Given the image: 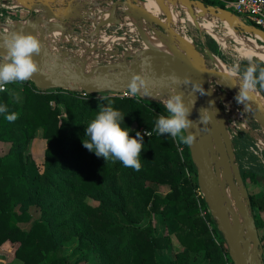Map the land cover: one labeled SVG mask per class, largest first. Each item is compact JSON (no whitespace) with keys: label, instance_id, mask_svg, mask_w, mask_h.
<instances>
[{"label":"trees","instance_id":"16d2710c","mask_svg":"<svg viewBox=\"0 0 264 264\" xmlns=\"http://www.w3.org/2000/svg\"><path fill=\"white\" fill-rule=\"evenodd\" d=\"M230 1L203 0L222 8ZM4 14L13 16L12 11ZM22 83V89L13 82L0 92V105L8 109L0 114V143L10 145L0 155V247L8 241L19 243L16 257L21 264H79L63 254L62 246L79 237L82 263L234 264L200 192L189 146L153 131L158 117L168 114L163 102L108 92L41 90ZM109 101L125 116L122 126L132 129L130 136L143 134L139 171L115 158L107 161L83 145L87 125ZM11 113L18 114L14 122L5 119ZM39 129L47 141L44 169L30 174L24 153ZM258 169L242 174L260 231L263 221L256 208L262 207L253 194ZM161 187L168 189L165 195ZM26 200L41 202L47 213L28 230L20 226L27 215L15 212ZM157 214L164 215L167 228L177 225L173 234L156 233ZM145 221L147 226L139 227ZM173 235L179 247L175 258L166 259Z\"/></svg>","mask_w":264,"mask_h":264},{"label":"water","instance_id":"95a60500","mask_svg":"<svg viewBox=\"0 0 264 264\" xmlns=\"http://www.w3.org/2000/svg\"><path fill=\"white\" fill-rule=\"evenodd\" d=\"M30 11L25 19L5 23L0 18V42L10 33L22 32L36 36L41 51L35 57L39 71L26 82L41 90L64 89L87 94L123 93L136 75L144 77L151 95H136L140 99L162 102L175 92H183L190 105L195 101L189 119L194 121L188 130L196 136L188 145L193 163L197 168L198 185L210 213L224 235L234 264H264V246L256 226L252 200L243 180L242 168L237 162L234 138L221 108V102L236 107L232 102L239 92L238 80L230 73L211 68L206 55L219 63L207 47L198 49L174 28L173 20L165 22L145 10L146 0H15ZM163 6L185 8L196 21L201 13L209 20L228 23L242 38L253 36L264 44V30L247 23L228 8L206 5L203 0H157ZM203 17V16H202ZM93 22L95 28L83 31L82 26ZM132 24L144 45L138 51H124L117 44L106 49L99 44L102 31L108 29L111 40L127 36L113 29ZM199 24V23H198ZM61 32L59 40L53 33ZM81 32V33H80ZM157 37L166 50L148 47V41ZM118 44H125L120 40ZM76 45L78 52L68 46ZM4 49L0 48V52ZM206 54V55H205ZM179 78L173 83L170 77ZM202 82L208 95L194 93L191 84ZM215 85L222 89L218 92ZM257 92V91H256ZM229 96L233 98L229 100ZM215 101L214 105H210ZM238 104V103H237ZM247 116V125L240 131L264 141V104L253 95L244 105L239 104ZM214 107L212 122H199L200 109ZM250 121L257 127L253 128ZM257 130V131H256ZM187 134V133H185Z\"/></svg>","mask_w":264,"mask_h":264},{"label":"clouds","instance_id":"9594fccd","mask_svg":"<svg viewBox=\"0 0 264 264\" xmlns=\"http://www.w3.org/2000/svg\"><path fill=\"white\" fill-rule=\"evenodd\" d=\"M0 48L4 49L3 52H0V92L4 91L10 83L31 79L39 71L35 57L41 51V43L36 36L22 32L10 33L0 42ZM245 59L249 63L243 71H241L239 63L233 65L229 70L230 76L238 80L236 86L239 87V92L235 99L238 104L242 105L252 99L257 86L264 89V66L253 62L251 55ZM259 59L261 63H264V56ZM170 79L173 83L180 82L179 78L175 76ZM183 83L191 84L194 93L210 94L203 88L202 82L192 83L190 79L185 78ZM147 84L144 77L136 75L130 81L128 91L132 95L137 93L151 95ZM162 102L168 114L158 117L153 131H156L158 135L170 134L173 139L179 138L181 143L192 145L196 136L189 133L188 130L195 124L193 120L189 119L195 101L190 105L186 102L183 92H175ZM214 104L215 101L210 102V105ZM111 105L112 102L109 101L108 106L99 107L98 114L86 127V138L83 145L107 161L109 158H115L125 167L139 171L142 167L140 156L144 149L143 134L137 132L135 137L130 136L132 129L122 126L125 116ZM4 113H8L7 106L0 105V114ZM213 113H216L214 107L211 110L201 108L199 122L203 125L212 122ZM17 118V113L5 115L8 122H14Z\"/></svg>","mask_w":264,"mask_h":264},{"label":"rangeland","instance_id":"374dc122","mask_svg":"<svg viewBox=\"0 0 264 264\" xmlns=\"http://www.w3.org/2000/svg\"><path fill=\"white\" fill-rule=\"evenodd\" d=\"M6 2V3H5ZM4 4H6L9 7L13 6H19V9H23L21 12H17V16L19 14L20 17L30 16V11L18 5L15 0H5ZM179 14V19L175 20L173 22V26L176 29V31L180 32L183 36L188 38L192 44H194L198 49L204 52L205 48L207 47L213 55L215 56L216 60L219 62V64L222 63L226 68L229 70L233 65L236 63L240 64L241 71L244 70V68L249 63L247 59H245L244 54H242V48L246 45H251L250 39H254L257 43H262L256 39L253 36H246V38H243V41H239L233 37H226L227 35V28L224 22L218 19H211V23L213 24V30L211 33L206 30L203 26V22L205 21L202 16L198 15L197 20L195 21L190 14H188V11L179 6L176 8ZM2 20L7 22H12L9 18L0 17ZM24 18V19H25ZM199 23V24H198ZM88 24V23H87ZM86 24V25H87ZM83 31H87L86 26H82ZM115 29V28H114ZM81 33V32H80ZM218 37H224L226 38L225 43H222L218 40ZM140 44V43H139ZM143 44V43H142ZM140 44V45H142ZM68 48L71 51L78 52L80 50L79 47L76 45H69ZM206 55V54H205ZM207 63L211 68H217L219 64L211 60L207 55ZM253 62L257 63L259 66H264V63H261L260 60L257 58H253ZM6 89V88H5ZM222 91V89H219ZM257 93L262 98V102L264 103V89L259 88L257 86ZM129 95H132L128 93ZM52 106H56V103L52 102ZM62 110L63 116H67L66 109L64 106H60ZM250 125L255 128L257 125L254 123V121H250ZM231 132L234 138L236 153H237V162L241 166L242 170L245 172H251V168H259L260 166L263 168H259L257 171L260 173V176L258 177V185L253 188V194L256 195V200L258 201L259 206H261V210L256 208V213H260V218L263 221L262 222V228L260 229V236L261 238L264 237V177L261 176V173H264V152L261 153H255V146H256V140L255 138L247 133H244L242 131H238L235 125L231 124ZM9 144L6 143H0V155L5 154L8 152ZM47 147V141L43 138V131L39 129L36 133L35 138L29 142L28 147L24 153L25 160L28 162V169L30 174L39 173L42 172L44 169L43 162L45 160V150ZM33 176V175H31ZM194 176V175H193ZM32 179V177H31ZM168 189L166 187H161L160 192L162 194H166ZM89 203L92 205H96V202L94 200H89ZM46 209L42 206L41 202L36 203V200H26L24 203L22 202L15 208V212L19 215L25 213L28 217V220H25L23 223L20 224V226L28 230L31 228V225L41 219L45 218L47 216V213L45 211ZM204 215V214H203ZM154 224L157 234H173L174 227L171 226L167 228V225L165 223L164 215L163 214H157L154 216ZM147 226V221L143 222L142 224H139V227L144 228ZM173 237V241L169 248H167L164 251V254L166 255V259H172L176 256V251L179 247V243L177 239ZM79 244H80V238L74 237L72 240L64 243L63 246V254L65 256L70 257V261L73 263L79 264H88V263H82V258H84V254L81 253L79 250ZM264 246V242H263ZM19 247V243H12L8 246H1L0 247V264H21V262L16 257V250Z\"/></svg>","mask_w":264,"mask_h":264},{"label":"built area","instance_id":"2783aa9c","mask_svg":"<svg viewBox=\"0 0 264 264\" xmlns=\"http://www.w3.org/2000/svg\"><path fill=\"white\" fill-rule=\"evenodd\" d=\"M4 1L5 0H0V17L1 16L5 17V18L7 17L12 21L25 18V17H23V18L20 17L19 15H21V14H19L17 16V13H16V11L21 12V11H23V9H21V8L19 9V6L9 7L6 4H4ZM226 6L229 10H231V13L232 12L236 13L243 20H245L246 22L248 21L249 24H252V25L258 27L262 31L264 30V0H233L230 2H226ZM4 10L12 11L13 16L5 15ZM94 28H95V24L93 22H90L86 25V29L88 31H91ZM113 30L116 32H121L127 36H131L132 39L129 41L128 38H126V37L116 38V39L111 40V42L109 43L108 42L109 36L107 34L108 29H106V30L102 31V36H101V39L99 41V44L102 46H105L106 49H110V48L112 49L114 47L113 45L117 44V46H119V48H121L124 51H128V50L138 51L139 49H141L144 46V45H140L143 43L142 39L140 38L138 31L136 30V28L132 24H125V25L119 26ZM120 40L124 41L125 44L124 45L118 44L117 42H120ZM215 89L218 92H222L221 90H219L220 88L217 85H215ZM128 93H129V91L123 92L120 94L112 93V95H116L119 97H130V98H136V99L139 98L137 95H129ZM229 111H230V109H226L227 113H229ZM236 113H237V117L236 118L231 117V122L233 125L236 126L238 131H240V125H243L244 127H246L247 121L244 117L243 111L241 110L240 106H238V105H236ZM255 148H256L254 151L255 153L264 152V141L263 140H256Z\"/></svg>","mask_w":264,"mask_h":264},{"label":"bare ground","instance_id":"6f19581e","mask_svg":"<svg viewBox=\"0 0 264 264\" xmlns=\"http://www.w3.org/2000/svg\"><path fill=\"white\" fill-rule=\"evenodd\" d=\"M142 6L145 10L149 11L151 14L158 16V17H162L163 20L165 22H168L169 20H178L179 19V14L178 11L175 9L174 6L172 5H167V6H163L161 3H159L157 0H146L145 2L142 3ZM203 18H204V22H203V26L206 30H208L210 33L213 30V24L211 23V21H209V19L207 18L206 14L201 13ZM227 28V35L226 37H233L239 41H243V38L241 37V35H239L234 28H232L228 23L224 22ZM53 38H55V40H59L62 37V33L61 32H55L53 33ZM187 40H189L187 38ZM218 40L221 41L222 43H225L226 38L224 37H218ZM251 42V45H246L243 46L242 48V54H244L245 57L251 55L253 58H257L258 60H260L259 58L264 56V44L261 45L259 43H257L254 39H250L249 40ZM190 42V40H189ZM148 47H152V48H159V49H163L166 50V47L164 45H162L160 43V41L157 39V37H153L151 40L148 41V44H146ZM219 64V63H218ZM220 70L228 72V74L230 73L229 69L226 68L224 65L219 64ZM258 100L259 102H261L262 104H264L262 102V98L259 96V94L257 92H255L253 94Z\"/></svg>","mask_w":264,"mask_h":264},{"label":"flooded vegetation","instance_id":"af4514ba","mask_svg":"<svg viewBox=\"0 0 264 264\" xmlns=\"http://www.w3.org/2000/svg\"><path fill=\"white\" fill-rule=\"evenodd\" d=\"M229 100H232L233 101V98L231 97V96H229ZM233 104V106H235L236 107V105H238V106H240L239 104H237L235 101H233L232 102ZM225 104V105H224ZM221 108H222V111H223V113L225 114V116H226V119H227V121H228V126H229V130L231 129V124H232V122H231V117H233V118H236V116H235V113L233 112V107H231V106H228L225 102H221ZM240 108H241V110L243 111V113H244V110L242 109V107L240 106ZM226 109H230V111H229V113H227L226 112ZM232 115V116H231ZM244 117H245V119H246V121H248V119H247V116H246V114L244 113ZM231 131V130H230ZM232 133V132H231Z\"/></svg>","mask_w":264,"mask_h":264},{"label":"crops","instance_id":"0c3cea01","mask_svg":"<svg viewBox=\"0 0 264 264\" xmlns=\"http://www.w3.org/2000/svg\"><path fill=\"white\" fill-rule=\"evenodd\" d=\"M15 84H16V86L17 87H20L21 89L23 88V83L22 82H20V81H16V82H14ZM10 244H12V242H6L3 246H8V245H10Z\"/></svg>","mask_w":264,"mask_h":264}]
</instances>
